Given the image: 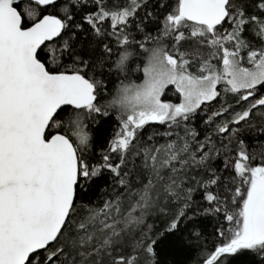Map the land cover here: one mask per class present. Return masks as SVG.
<instances>
[{
	"label": "snow or ice",
	"instance_id": "snow-or-ice-1",
	"mask_svg": "<svg viewBox=\"0 0 264 264\" xmlns=\"http://www.w3.org/2000/svg\"><path fill=\"white\" fill-rule=\"evenodd\" d=\"M0 264H264V0H0Z\"/></svg>",
	"mask_w": 264,
	"mask_h": 264
}]
</instances>
